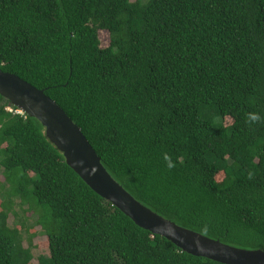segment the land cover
I'll list each match as a JSON object with an SVG mask.
<instances>
[{"label": "trees", "instance_id": "obj_1", "mask_svg": "<svg viewBox=\"0 0 264 264\" xmlns=\"http://www.w3.org/2000/svg\"><path fill=\"white\" fill-rule=\"evenodd\" d=\"M0 69L55 101L143 206L264 250V0H0ZM15 111L0 96V264H32L16 208L45 238L36 264H220L138 227Z\"/></svg>", "mask_w": 264, "mask_h": 264}, {"label": "water", "instance_id": "obj_2", "mask_svg": "<svg viewBox=\"0 0 264 264\" xmlns=\"http://www.w3.org/2000/svg\"><path fill=\"white\" fill-rule=\"evenodd\" d=\"M0 96L23 114L35 118L47 141L65 157L80 179L138 227L195 257L220 264H264V250L236 248L210 239L176 225L135 200L105 170L79 127L43 90L0 69Z\"/></svg>", "mask_w": 264, "mask_h": 264}, {"label": "rangeland", "instance_id": "obj_3", "mask_svg": "<svg viewBox=\"0 0 264 264\" xmlns=\"http://www.w3.org/2000/svg\"><path fill=\"white\" fill-rule=\"evenodd\" d=\"M99 41L102 47H106L108 45L109 39H108V34L104 31L99 32ZM225 125H230L231 124V120L226 118L225 119ZM222 178L221 175H219L217 177L218 180H220ZM2 181V177H1V171H0V182ZM4 194L0 193V200H4ZM13 203L17 204L19 202V200L17 198H14ZM17 210V213L19 216H24V222H23V230L21 231V236L23 238L22 241V245L25 249L29 248L30 253L32 255V264H36V259L39 256H47V251L45 249V238L43 236V234H41V230L40 228L35 224L37 217L31 213V212H26V213H22L20 210ZM16 215H8V219H7V224L10 227H14L18 222H17V217ZM22 223V222H21ZM28 230V231H27ZM27 237L30 238V242L27 240Z\"/></svg>", "mask_w": 264, "mask_h": 264}, {"label": "clouds", "instance_id": "obj_4", "mask_svg": "<svg viewBox=\"0 0 264 264\" xmlns=\"http://www.w3.org/2000/svg\"><path fill=\"white\" fill-rule=\"evenodd\" d=\"M7 111L12 112V110H11L10 108H7ZM15 112H16V113H19V114H21V115H23V113H22L21 111H19V110L15 111ZM251 119H252V120H256V119H258V117H256L255 115H253V116H251ZM165 159L167 160L168 158L165 157ZM168 166H169V167H172L171 163H169Z\"/></svg>", "mask_w": 264, "mask_h": 264}]
</instances>
